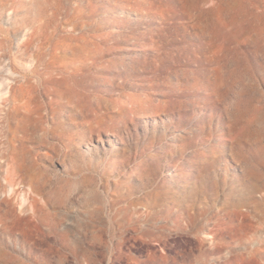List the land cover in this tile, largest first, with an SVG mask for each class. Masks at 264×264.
Returning a JSON list of instances; mask_svg holds the SVG:
<instances>
[{
  "label": "rangeland",
  "instance_id": "374dc122",
  "mask_svg": "<svg viewBox=\"0 0 264 264\" xmlns=\"http://www.w3.org/2000/svg\"><path fill=\"white\" fill-rule=\"evenodd\" d=\"M0 264H264V0H0Z\"/></svg>",
  "mask_w": 264,
  "mask_h": 264
},
{
  "label": "bare ground",
  "instance_id": "6f19581e",
  "mask_svg": "<svg viewBox=\"0 0 264 264\" xmlns=\"http://www.w3.org/2000/svg\"><path fill=\"white\" fill-rule=\"evenodd\" d=\"M98 142V140H96Z\"/></svg>",
  "mask_w": 264,
  "mask_h": 264
}]
</instances>
